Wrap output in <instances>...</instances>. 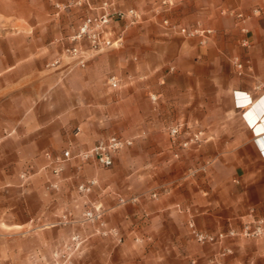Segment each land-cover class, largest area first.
Masks as SVG:
<instances>
[{"label":"crops","instance_id":"obj_1","mask_svg":"<svg viewBox=\"0 0 264 264\" xmlns=\"http://www.w3.org/2000/svg\"><path fill=\"white\" fill-rule=\"evenodd\" d=\"M249 2L241 0L240 4L247 7ZM258 2L264 9V0ZM212 19L217 34L209 46L194 42L177 46L181 60L190 63L193 59L195 63L191 77L195 97L187 106L180 101L175 103L184 109L185 118L209 126L213 136L209 147L186 151L181 161L198 164L209 156L216 158L209 191L205 192L203 180L187 183L179 190L172 187L169 179L172 156L165 143L161 148L146 150L142 136H136L140 137L137 145L140 148L122 152L115 163L122 170L136 160L142 166L148 164L160 173L150 189L164 191L159 200L146 206L149 219L142 220L141 207L111 214V222L121 226L128 236L124 245L108 252L122 264H190L193 259L197 264H205L219 248L235 250V255L224 264H264V240H226L207 250L193 240L188 226L193 221L200 230L218 233L236 226L237 218L249 208L264 204V11L247 24L249 49L240 46L242 35L236 24L215 15ZM143 41L138 37L131 44L140 46ZM60 55H53L47 64ZM228 56H237L244 63L249 61L251 67H245L243 79L223 68ZM63 65L50 71L39 69L36 96L31 95L30 100L4 104L5 116L0 120L3 126L0 129V221L9 220L14 226H25L31 220L29 215L36 214L39 208V174L29 181L22 180L21 176L29 168L43 172L48 164L45 158L48 152L90 149L113 117L136 126L154 124L155 116L145 117L141 113L144 98L151 89L162 91L166 96L161 108L167 110L170 105L167 91L156 86L157 79L153 76L149 82H135L130 88H123L114 101L96 97L94 68L83 70L71 66L59 71ZM121 66L123 70L129 66L134 69L124 58ZM143 67L141 70L145 71ZM240 105L245 108L241 109ZM110 110H115L117 116H112ZM77 128V136H73ZM147 137L148 141L156 140L150 133ZM128 138L135 140L132 136ZM70 168L76 171L74 164ZM131 181L135 187V180ZM176 206H181V210H176ZM144 233L152 243L134 241Z\"/></svg>","mask_w":264,"mask_h":264},{"label":"rangeland","instance_id":"obj_2","mask_svg":"<svg viewBox=\"0 0 264 264\" xmlns=\"http://www.w3.org/2000/svg\"><path fill=\"white\" fill-rule=\"evenodd\" d=\"M65 1L0 0V120L5 116L3 112L6 102L12 103L13 100L26 102L30 100L31 95L36 96L39 69L50 71L47 64L50 58L56 53L62 54L63 49L70 46V38L77 30L85 12L81 9H71L57 13L55 5ZM164 1L116 0L119 9L138 11L141 16L140 22L128 25V20H125L119 24L116 29L124 30L122 47L95 56L89 66L83 70L97 63L91 66L97 74L95 91L97 98L101 96L115 101L116 95H119L123 88H130L135 82H149L150 77L153 76L157 79L156 86L164 87L167 91L170 105L167 110L161 108L166 96L162 91L149 90L144 98L145 107L141 113L145 117L155 116L157 118L155 123L136 126L128 120L122 123L113 117L108 120L106 129L97 138V142L112 134L135 138L133 146L119 152L115 161L122 152L140 148L137 146L140 140V137L136 138L138 135L144 139L142 146L146 150L153 147L161 148L165 143L172 156L169 174L172 187L179 190L187 183L203 180V186L207 192L216 158L209 156L203 163L198 164L181 162L184 152L209 147L213 143V136L209 126H202L185 118L184 109L178 108L175 104L180 101L181 105L187 106L190 102H194L195 97L194 80L191 78L195 63L193 59L190 63L185 59L181 60L180 53L176 49L178 44L181 46L184 42L209 46L217 34L216 29L212 27V15L236 24L242 35L240 46L249 49L251 45L243 46V40L247 39V34L242 33V28L245 27L249 32L247 24L262 16L264 9L258 0H248L250 2L247 7L241 6V0H174L172 5H164ZM239 13L247 18L246 23L243 24L237 18ZM164 20H168L172 27H165ZM183 28L187 30L186 33L181 32ZM197 30H212L213 33L210 36H202L196 33ZM138 37L145 40L144 44L140 46L131 44L132 40ZM122 58L134 65V69L129 66L123 70ZM235 58H238L246 68L251 67L249 61L244 63L237 56H228L223 63V68L230 69L234 76L243 79L244 73L240 76L235 68ZM142 65L145 71L141 70ZM67 68L69 66L63 65L59 71ZM132 72L136 75L132 76ZM112 77L120 80L118 89L110 87L109 80ZM154 97L156 101L153 100ZM220 103L223 105L224 100ZM68 110L70 111L71 107H68ZM110 112L112 116H117L115 110ZM176 126H181V135L173 143L170 132ZM2 128L3 126L0 125V129ZM78 131L77 128L73 136ZM199 132L204 133L200 143H193L188 148L181 146V143L189 141ZM148 133L156 140L148 141ZM70 151L76 155L84 150L70 149ZM63 152L58 150L48 153L57 157ZM176 154L179 156L176 157ZM45 158L48 161L46 155ZM138 161L122 170L118 168L117 163L112 168L105 169L76 159L66 162L59 176L53 174L49 161L43 172L27 169L21 176L22 180L29 181L39 174V208L36 214L29 215L31 220L23 227L14 226V222L9 220L0 221V264H122L108 252L112 250L111 248L117 249L124 245L128 236L121 226L111 222V214L120 209L141 207L142 210L139 209V211L142 212V220L149 219L146 206L159 200L161 192L164 191L150 189L157 178L156 175L159 176L160 173L154 171L148 164L142 166ZM72 164L75 165V172L70 168ZM87 165H91L92 168H87ZM202 166H206V169L200 170ZM91 179H96L98 185L90 193L80 192L79 187ZM133 179L135 180L133 182L139 185L138 187L136 185L133 187L131 181ZM154 194L157 198H153ZM203 196L208 197L209 194ZM120 198H124L127 203L121 205ZM105 202L109 205L107 206ZM98 205H101L104 211L107 228L117 230L122 242L114 236H103L97 224L85 221L84 213ZM176 210H181V206H176ZM2 216L5 214L3 213ZM251 216L252 218L263 217L264 204L249 208L237 218L238 223L233 227L240 229L244 222L252 219ZM190 223L194 222L190 221L188 226ZM195 227L197 228L196 225ZM193 240L196 242L194 237ZM227 240L263 241L264 237ZM134 241L139 244L153 242L146 233L144 236L136 237ZM201 246L211 250L214 249L211 247L215 245ZM234 255V248H219L218 251L210 254L205 264H224ZM190 264H197L196 260H191Z\"/></svg>","mask_w":264,"mask_h":264},{"label":"built area","instance_id":"obj_3","mask_svg":"<svg viewBox=\"0 0 264 264\" xmlns=\"http://www.w3.org/2000/svg\"><path fill=\"white\" fill-rule=\"evenodd\" d=\"M173 3L174 0L164 1V5H172ZM55 8L57 13L71 9H81L84 10L85 15L77 30L70 38V46L65 47L60 57L48 64V68L51 70L57 69L63 64L69 67L77 66L82 69L86 68L89 61L95 56L122 47L124 30L118 31L116 29L119 24L128 20V25H133L139 23L141 19L140 14L135 9H128L125 11L119 9L116 0H66L63 3H57ZM237 18L241 20L243 24L247 21V18L242 13L237 14ZM163 25L165 27H172V24L168 20H164ZM173 28H175V26H173ZM181 32L186 33L187 30L183 28ZM196 33L202 36H210L213 31L197 30ZM242 33L247 34L248 30L243 27ZM249 45V41L244 39L243 46L249 47ZM234 65L239 75H243L246 66L238 58H235ZM109 85L112 89H118L120 87V80L116 77H112L109 80ZM153 100L156 101V98L154 97ZM239 107L241 109L245 108L244 105H240ZM180 130L181 126H176L171 130L170 135L173 143H175L176 139L181 135ZM203 135V132H199L189 141L181 143V146L183 148H188L193 143L198 144L202 141ZM133 144V139L114 134L99 140L90 149L81 151L76 155L68 150L61 156L55 157L48 153L46 157L49 161V167H51L55 176L60 175L66 162L76 159H80L83 163H92L99 167L110 169L115 165L116 155L122 150L133 146ZM175 156L178 157L179 155L176 154ZM205 169L206 166L200 168V170ZM97 185L98 181L96 179H91L87 183L82 184L79 187V191L82 193H90ZM153 198H157V195L154 194ZM119 202L121 205L127 203L124 198H120ZM252 217L253 216H251V218ZM84 218L86 222L97 224L99 232L103 236H114L119 242H122L117 230L107 228V224L104 221V211L101 205L94 206L92 209L87 210L84 213ZM189 228L196 242L201 245H216L227 239L235 238L259 239L264 237V216L252 218L244 222L240 229L230 227L227 231H220L216 234L202 232L195 227L194 223H190Z\"/></svg>","mask_w":264,"mask_h":264}]
</instances>
